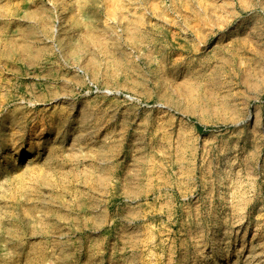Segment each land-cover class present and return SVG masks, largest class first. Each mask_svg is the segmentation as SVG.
Here are the masks:
<instances>
[{
	"label": "rangeland",
	"instance_id": "1",
	"mask_svg": "<svg viewBox=\"0 0 264 264\" xmlns=\"http://www.w3.org/2000/svg\"><path fill=\"white\" fill-rule=\"evenodd\" d=\"M0 264H264V0H0Z\"/></svg>",
	"mask_w": 264,
	"mask_h": 264
},
{
	"label": "bare ground",
	"instance_id": "2",
	"mask_svg": "<svg viewBox=\"0 0 264 264\" xmlns=\"http://www.w3.org/2000/svg\"><path fill=\"white\" fill-rule=\"evenodd\" d=\"M253 118V117H252ZM248 119V118H247ZM249 120H251V117H249ZM254 122V121H253ZM257 122V121H256ZM256 125V124H255ZM46 135H48V132L45 130V129H42L41 131H40V137H44V136H46ZM38 160H39V157H37V156H34V157H32L31 159H30V163L31 164H34V163H37L38 162Z\"/></svg>",
	"mask_w": 264,
	"mask_h": 264
}]
</instances>
